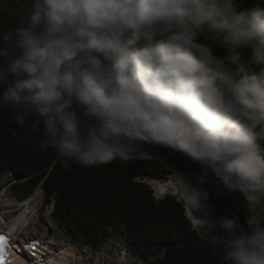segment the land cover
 Returning <instances> with one entry per match:
<instances>
[{"label":"clouds","instance_id":"1","mask_svg":"<svg viewBox=\"0 0 264 264\" xmlns=\"http://www.w3.org/2000/svg\"><path fill=\"white\" fill-rule=\"evenodd\" d=\"M0 106L32 118L53 167L178 154L181 192L225 264H264V4L32 0L0 33ZM225 193L243 218L216 213Z\"/></svg>","mask_w":264,"mask_h":264},{"label":"trees","instance_id":"2","mask_svg":"<svg viewBox=\"0 0 264 264\" xmlns=\"http://www.w3.org/2000/svg\"><path fill=\"white\" fill-rule=\"evenodd\" d=\"M31 3L32 0H0V33L26 19ZM239 3L248 8L264 4V0ZM217 52L223 54L221 49ZM31 122L30 117L24 126L16 124L13 110L0 106V175L11 177L14 194L28 197L40 187L43 202L55 203L54 214L62 217L65 227L73 224L84 242L95 249L112 234H119L136 251L141 264H225L222 253L198 229L201 217L194 214L186 199L178 200L170 194L155 199L152 195L148 181L167 180L175 168L186 170V162L178 154L151 149L153 155L126 163L113 161L92 168L78 164L67 169L53 167L54 153L40 148L42 130L33 131ZM159 154L167 156L166 163ZM218 184L212 178L207 185L209 192H215ZM210 202L218 215L236 212L243 218L246 214L238 193H225L221 199L211 198ZM186 208L196 222L195 227L185 214Z\"/></svg>","mask_w":264,"mask_h":264},{"label":"rangeland","instance_id":"3","mask_svg":"<svg viewBox=\"0 0 264 264\" xmlns=\"http://www.w3.org/2000/svg\"><path fill=\"white\" fill-rule=\"evenodd\" d=\"M165 183H159L155 181H148L150 182V188L152 190V195L155 196V199L162 198L165 194H173L176 196L178 200H185L180 184L179 179L176 174V171H173L165 180ZM11 177L9 175H0V191L6 193L8 199H14V204H10L9 208H3V205H0V212L5 211L4 220L0 218V225L2 224H9L12 222L15 216H13L15 209V214L19 215L20 213L24 212L27 214L26 221L29 222L30 225L24 228H19L16 232L19 233L21 236H28L30 238L32 235L38 234L39 236L53 234L56 236L61 235L63 241L57 242L58 244L62 243L61 245L68 246V253L69 258H71L70 264H141L139 259L137 258V253L130 248L128 243H126L124 237L119 234H112L109 239L103 243L98 249H94L84 240L82 239L79 231L73 229H67L62 222V217L55 215L54 210L51 208V204H45L42 198V189L37 187L34 192L24 201L21 199V196L14 194L11 188ZM165 184H169V186H165ZM1 200V199H0ZM29 205L30 208H26L25 205ZM15 205V206H14ZM15 207L21 208L22 210H16ZM23 207V208H22ZM30 209L32 212L30 213ZM84 205H81V212L83 213ZM188 211V210H187ZM189 212V211H188ZM187 212V213H188ZM61 216H63V212H60ZM80 217L79 214H76ZM7 219V220H6ZM67 223V220H66ZM65 223V224H66ZM70 226H74L73 224H69ZM194 226V225H192ZM195 227V226H194ZM22 229V231H21ZM32 234V235H31ZM110 245L109 251H107V247ZM126 248L129 250V257L128 260H132L134 262H122L117 259V254L120 253V248ZM71 249V250H70ZM104 249V250H103ZM104 251V255L107 256L105 259L102 255ZM102 257V258H101ZM76 260V261H75Z\"/></svg>","mask_w":264,"mask_h":264},{"label":"bare ground","instance_id":"4","mask_svg":"<svg viewBox=\"0 0 264 264\" xmlns=\"http://www.w3.org/2000/svg\"><path fill=\"white\" fill-rule=\"evenodd\" d=\"M165 186H169V184H165ZM3 196H2V200L0 201V205H4V204H14L15 200L14 199H4V196H6V193H2ZM1 199V198H0ZM23 208V207H22ZM21 210V208L19 209ZM1 213V212H0ZM0 217L4 220L5 217L4 216H1ZM26 217L24 212L20 213L19 215H16L15 218L13 219V223L14 224H18V225H23L24 221L26 220ZM7 220V219H6ZM30 225V224H29ZM29 227V226H28ZM22 231V229H21ZM33 238V237H31ZM31 238H28V239H31ZM108 249L107 251H109V249L111 248L110 245L106 246ZM121 251L119 254H117V259H119L120 261H122L123 263L124 262H134L132 260H128V253H129V250L126 249L125 247L124 248H120ZM71 250V249H70ZM104 250V249H103ZM53 251V250H52ZM54 252V251H53ZM104 251L102 252V255L103 257L106 259L107 256L104 255ZM49 263L51 264H70L71 263V258H69V253H68V249H63L61 252H58V253H54V254H50L49 255ZM102 258V257H101ZM76 261V260H75ZM112 264H115V263H112Z\"/></svg>","mask_w":264,"mask_h":264},{"label":"snow or ice","instance_id":"5","mask_svg":"<svg viewBox=\"0 0 264 264\" xmlns=\"http://www.w3.org/2000/svg\"><path fill=\"white\" fill-rule=\"evenodd\" d=\"M6 244H7L6 238L0 235V264H3L4 258H5L4 247ZM38 244H39V241L33 240L30 245L25 246V247L35 248ZM29 259H31V257H29Z\"/></svg>","mask_w":264,"mask_h":264}]
</instances>
